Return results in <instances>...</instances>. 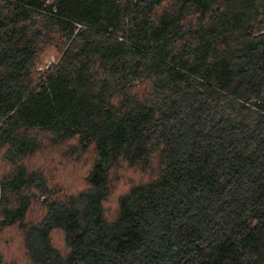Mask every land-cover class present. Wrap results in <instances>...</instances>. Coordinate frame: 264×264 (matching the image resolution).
<instances>
[{"label": "trees", "instance_id": "16d2710c", "mask_svg": "<svg viewBox=\"0 0 264 264\" xmlns=\"http://www.w3.org/2000/svg\"><path fill=\"white\" fill-rule=\"evenodd\" d=\"M263 10L0 0V264H264Z\"/></svg>", "mask_w": 264, "mask_h": 264}, {"label": "rangeland", "instance_id": "374dc122", "mask_svg": "<svg viewBox=\"0 0 264 264\" xmlns=\"http://www.w3.org/2000/svg\"><path fill=\"white\" fill-rule=\"evenodd\" d=\"M263 13H264V10H263ZM57 63V58H56V55L55 54H51L47 60L45 61V63L43 65H41L40 67H38L37 71L39 73H45L50 66L54 65Z\"/></svg>", "mask_w": 264, "mask_h": 264}, {"label": "built area", "instance_id": "2783aa9c", "mask_svg": "<svg viewBox=\"0 0 264 264\" xmlns=\"http://www.w3.org/2000/svg\"><path fill=\"white\" fill-rule=\"evenodd\" d=\"M54 0H48V2L52 3Z\"/></svg>", "mask_w": 264, "mask_h": 264}]
</instances>
